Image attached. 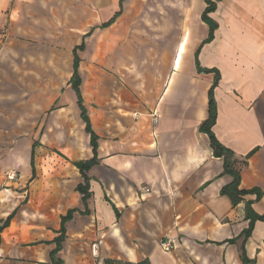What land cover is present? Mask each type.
Segmentation results:
<instances>
[{"label":"crops","instance_id":"obj_1","mask_svg":"<svg viewBox=\"0 0 264 264\" xmlns=\"http://www.w3.org/2000/svg\"><path fill=\"white\" fill-rule=\"evenodd\" d=\"M65 1L0 0V128H12L9 146L0 147V178L19 173V184H5L15 190L21 180L33 181L25 210L20 203L0 200V211L4 205L7 209L0 214V227L16 212L0 234V264H54L61 218L73 209L78 213L66 223L56 255L63 264H105L106 259L245 264V202L234 207L222 195L232 177L224 174L223 159L214 156L201 130L209 118L215 73L199 72L196 62L199 50L201 68L220 73L212 131L239 161L254 152L242 169L240 189L263 192L252 208L264 215V0L219 2L210 14L218 29L206 44L209 27L201 18L206 4L199 0L195 10L182 13L185 22L158 54L147 51L131 62L124 57L130 47L122 43L128 15L138 9L125 8L126 0H119L111 18L100 23L92 17L87 31L64 19L73 8L66 10ZM82 45L77 50L80 92L98 136V162L87 172L92 197L86 208L76 191L84 180L72 165L73 178L66 179L75 183L71 197L59 211L35 215L34 201L45 189L37 148L57 149L73 162L93 158L70 83L74 50ZM57 47H65L59 69ZM26 127L25 137L17 139L16 129ZM255 198L248 195L245 201ZM169 242L174 248L165 251L162 244ZM244 249L249 264H264V222L255 224Z\"/></svg>","mask_w":264,"mask_h":264},{"label":"rangeland","instance_id":"obj_2","mask_svg":"<svg viewBox=\"0 0 264 264\" xmlns=\"http://www.w3.org/2000/svg\"><path fill=\"white\" fill-rule=\"evenodd\" d=\"M199 0H126L123 4L125 8L138 9L128 15L129 30L128 36L123 40L122 45H128L129 52L124 55L126 59L131 61L144 57L147 51L150 55L158 54L159 49L163 45H167L172 38L174 29L178 32L179 26L185 22L186 15L182 13L190 9L195 10ZM66 10L70 6L72 15H65L64 19L71 20L70 25L81 30H89L91 28L92 17L97 18L94 22L107 21L119 9V0H66ZM93 22V23H94ZM51 31V30H49ZM69 33V31H65ZM50 33V32H49ZM55 33V32H51ZM58 34H61L58 32ZM71 43V40H65ZM145 46H149L148 49ZM65 47H57L56 49L58 69L63 67L64 57L60 58V50ZM149 55V56H150ZM16 129V128H15ZM21 128L16 130L19 132L17 139L25 137V131L29 128ZM12 128H0V147L6 149L9 146L8 135ZM23 132V133H22ZM83 135V134H82ZM81 146L84 147L83 136L81 138ZM67 159V158H66ZM62 158L60 151L54 148H45L41 145L37 148L36 166L45 182V189L40 198L34 201V207L31 210L35 215L39 213H51L59 211L63 207V202L71 197L75 183L73 181L68 184L66 179L72 180L74 167L73 160ZM18 180L21 175L17 173ZM0 178V200H10L11 202L20 203L23 210L30 199V189L33 181L27 179L21 180L22 185L18 189L6 186L10 182L7 175ZM12 181V182H15ZM10 189V190H9ZM8 190V191H7ZM5 205L1 207L0 214L6 212ZM28 209V208H27ZM36 223H33L35 225ZM22 227L25 224L21 223ZM31 225V224H28Z\"/></svg>","mask_w":264,"mask_h":264},{"label":"trees","instance_id":"obj_3","mask_svg":"<svg viewBox=\"0 0 264 264\" xmlns=\"http://www.w3.org/2000/svg\"><path fill=\"white\" fill-rule=\"evenodd\" d=\"M206 4V8L204 9L202 13V21L209 27V36L207 40L203 42V44L210 43L214 39V33L218 29V24L215 20H213L210 17V14L214 13L217 10V4L223 0H204ZM117 17V15H116ZM114 20H111L109 23H107L104 26L110 25ZM83 49V45L80 47H77L74 50V74L70 81L72 88L75 90V92L78 95V103L81 109V118L82 121L85 124V131L90 136V146L92 148L93 152V158L90 160H84V161H77L72 162V165L78 169L80 172L84 182L82 184H79L76 187V191L79 192L82 196V201L87 208V203L91 199L92 194L90 191V179L87 176V172L90 170L91 167L97 164V147H98V136L93 132L91 127V122L88 117V113L83 105L81 92H80V85H81V78L79 76V62L80 59L77 55V50ZM199 50L197 52V69L201 73H215V80L214 83L209 91V118L204 124L201 126V130L205 132L209 139H210V145L213 150V154L217 158L223 159L224 162V174L229 175L232 177V182L225 186L221 193L224 196H228L230 200L232 201V204L234 207L238 206L240 203L245 202V215L246 219L249 220V226L248 228L243 232L242 237H244V242L242 245V260L245 264H249L250 261L246 258L245 255V249H244V243L246 240H248L252 232L254 230V226L258 221L264 222V215H258L254 212L252 206L255 201H260L263 197V192L260 189H251V190H242L240 189V183H241V172L244 167L248 164V159L250 156L254 153H250L244 160L239 161L236 158V155L226 147H224L216 138L214 135L212 128L216 123L217 118V107L216 102L214 100V90L218 86L220 81V73L216 69H204L201 68L199 60H198ZM38 143H35L32 150V160L31 164L33 167V173L35 177V149L37 148ZM248 195H255L254 201H245V197ZM16 212H13L11 215L7 217L6 220L3 221L2 226L0 227V234L1 232L8 228L12 219L14 218ZM78 213V210L73 209L69 210L66 214V216H63L61 218V235L59 238L56 239L55 243L57 244L56 249L52 252V262L54 264H63V262L56 258V255L59 253V251L62 249V243L65 240V233H66V223L71 221L74 217V214ZM83 214H88L89 211L86 209L85 212H82ZM232 242H235V240H232ZM105 264H132L129 262H123L118 260H112V259H106L104 261ZM138 264H150L148 260H144L142 262H139Z\"/></svg>","mask_w":264,"mask_h":264},{"label":"built area","instance_id":"obj_4","mask_svg":"<svg viewBox=\"0 0 264 264\" xmlns=\"http://www.w3.org/2000/svg\"><path fill=\"white\" fill-rule=\"evenodd\" d=\"M154 124L156 125L158 123V117H154ZM7 179L8 181H15L17 179V174L15 172H9L7 174ZM162 248L165 250V251H170L174 248V243L172 244L171 242L169 243H164L162 244Z\"/></svg>","mask_w":264,"mask_h":264}]
</instances>
